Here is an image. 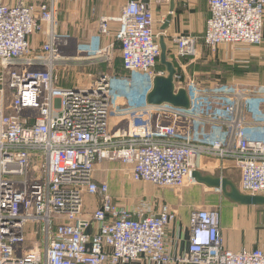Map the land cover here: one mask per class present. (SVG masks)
Returning <instances> with one entry per match:
<instances>
[{
  "label": "built area",
  "instance_id": "obj_1",
  "mask_svg": "<svg viewBox=\"0 0 264 264\" xmlns=\"http://www.w3.org/2000/svg\"><path fill=\"white\" fill-rule=\"evenodd\" d=\"M156 1L168 0H128L119 15L99 23L100 34L113 37L106 54L119 42L124 70L150 80L167 74L158 68ZM208 6L202 38H174L175 83L191 101L182 108L124 95L106 73L89 85H61L58 68L78 35L63 18L59 31L56 0H0V264H264L263 247H226L216 208L191 212L188 251L172 256L166 235L176 212L168 204L157 211L129 207L96 178L100 161L118 160L134 181L180 188L206 155L233 161L239 189L264 196V116L247 114L254 102L264 103V84L202 88L185 75L184 63L197 55L200 40L214 51L262 45L264 0H208ZM72 13L80 9L62 10ZM39 34L45 40L38 45ZM87 196L96 199L92 209Z\"/></svg>",
  "mask_w": 264,
  "mask_h": 264
},
{
  "label": "crops",
  "instance_id": "obj_2",
  "mask_svg": "<svg viewBox=\"0 0 264 264\" xmlns=\"http://www.w3.org/2000/svg\"><path fill=\"white\" fill-rule=\"evenodd\" d=\"M16 2V0H10ZM29 3H39L44 0H27ZM128 0H61L67 2L69 6L80 9V15L62 16L63 24L69 28L74 35H80L82 39L91 36L98 31L99 21L102 16H117L121 13L122 7ZM66 4V3H65ZM70 8V7H69ZM157 24L161 29L160 35H165L168 45V57L173 59V48L175 46L174 38L182 34H192L202 38L207 19L210 16L208 0H175V10L172 13V19L166 30H162V24L170 10V0L154 2ZM73 17V19H72ZM116 21H111V28L116 31L118 28ZM159 35V37H160ZM200 38V39H201ZM45 40V35L39 34L33 37L34 43L38 45ZM203 40L199 41L198 49L201 53L206 50ZM206 54V53H205ZM216 59L224 64L230 75L226 77L227 82L232 81H247L244 84H260L264 83V48L260 46H236L230 44L220 45L215 53ZM178 67V62L173 61ZM185 65H190V62L184 61ZM188 65H187V64ZM246 63H251L246 64ZM250 65L252 73L247 77H240L239 69ZM185 66V67H186ZM165 68V67H164ZM238 69V70H237ZM92 78V77H89ZM94 80L87 83L72 82L65 86H85L89 85ZM253 82V83H248ZM264 106V105H263ZM122 167L119 172L118 167ZM118 163L114 171L116 175L102 174L100 169H97L96 178L98 180H109L110 192L112 196L126 204L129 207H136L131 200L130 194H133L128 186L134 181L131 178L130 172L123 163ZM196 169L203 174L213 176H222L231 179L237 187L240 185V180L237 182L234 175L241 171L236 167L235 163L230 160H221L218 158L200 155L197 157ZM100 170V171H99ZM135 182V181H134ZM133 183V182H132ZM149 193H136L137 206H144L147 209L157 211L161 204H168L177 214L176 219L167 227L166 242L169 252L172 256L183 255L188 251L191 238L190 215L195 209L216 208L219 206L221 212V226L224 237V243L227 248L234 251L242 249H253L255 247L264 248V216L260 211V207L264 205H245L235 202L224 195L222 190L217 187L209 186L204 182L198 181L193 176L187 178L185 184L180 188L169 187L161 190H156ZM150 203L151 207L146 206L144 200ZM87 205L92 209L96 203L95 197L87 196ZM259 208V209H258ZM151 264V263H147ZM171 264H192V263H171Z\"/></svg>",
  "mask_w": 264,
  "mask_h": 264
},
{
  "label": "rangeland",
  "instance_id": "obj_3",
  "mask_svg": "<svg viewBox=\"0 0 264 264\" xmlns=\"http://www.w3.org/2000/svg\"><path fill=\"white\" fill-rule=\"evenodd\" d=\"M14 3L17 5H23L29 2L27 0H16V2ZM65 3L63 5L61 0H56V4L58 7V14H59V31L61 33H63L62 32L63 25L61 24L62 10L64 9V11H67L69 7L73 8V6H69L67 2ZM158 24H156V31L163 32L159 28ZM64 31L67 30L65 29ZM76 40L78 42L77 46L65 53V57L60 63V66L58 68L57 75L61 85L64 86L69 85L72 82H76V83L80 82L82 84L87 83L91 81V79L95 80L101 74L106 73L111 77H115L117 82H114V85L118 87L120 93L124 95H134V97L138 96L143 100L146 99L147 94L152 88V82H151L152 80H150V78L146 76V74L144 73H140V74L131 73L123 69L121 47L119 42H115L113 46L111 45L109 47L110 53L106 54V52L104 51V47L106 45H110L113 42V37L105 38L102 34H100L99 26H98V31L96 33L91 34V36L84 39H82V37L79 35L78 38H76ZM260 48L261 49L264 48V43L260 45ZM205 49L206 50L202 51L201 53L199 52L198 49V53L196 56L191 58H186V61L187 62L189 61L190 65L186 63L188 66L185 67V75L194 79L202 88H211V86L216 83H218L219 86L229 87L230 83L244 84L243 82L247 83V81H249V80H245V81L227 82L226 77H228L230 75V72L232 71H228L226 66L222 64L218 59H216L215 56H213L216 55L215 53L217 52V49L215 51L211 50L208 47H205ZM108 57H110V60H108ZM170 60L173 61L174 59H170ZM246 64L252 65L251 63H246ZM250 65L240 68L239 69L240 75L238 76L247 77L249 73H252V68H250ZM158 68H164V65L160 62V58L158 62ZM248 83H253V82H248ZM260 84H264V83H260ZM251 85H256V84H251ZM124 102L125 101L119 102L115 104L114 107L123 106ZM263 105L264 103L262 104L259 102H254L251 105V111H248L247 114L250 117L264 116ZM117 120L118 118L114 116L111 120L112 125L116 123ZM118 163L121 164V162L118 160L115 161L103 160L98 163L97 167L101 170L99 171L102 174L105 175L107 172V175L109 174L115 176L116 173L118 172L114 171L115 166L113 167V165L115 164L117 165ZM122 167H124L122 166V164L121 167H118L119 172L120 171L122 172L121 170ZM234 178L238 182L241 179V174L237 172L234 175ZM107 181L109 182V180ZM132 182H130L128 188L133 194H130L131 198L126 199V201L127 202H129L130 200L131 202L133 201L134 206H137V202H138L137 199L135 198L136 193L139 195L140 192L153 194L152 192L156 190H161L171 187V186H157L149 182H137V181L135 182L132 181ZM144 203H147L146 206L151 207L150 206L151 204L150 203L148 204V201L146 199L144 200ZM257 207H260L259 212H261L262 215L264 216V207L262 206H257ZM216 209L219 210V206L216 207Z\"/></svg>",
  "mask_w": 264,
  "mask_h": 264
},
{
  "label": "water",
  "instance_id": "obj_4",
  "mask_svg": "<svg viewBox=\"0 0 264 264\" xmlns=\"http://www.w3.org/2000/svg\"><path fill=\"white\" fill-rule=\"evenodd\" d=\"M174 10L175 0H170V10L166 20L162 24V30H166L169 26ZM159 44L161 47L160 62L166 68L167 74H156L153 77L152 88L147 94V101L152 105L169 103L176 107L189 108L191 101L187 89L183 86H177L175 83V75L177 74L178 69L175 63L168 57V45L165 35H160ZM192 176L200 182L219 188L225 196L235 202L245 205H264L263 195L244 193L227 177L203 174L197 169L193 170Z\"/></svg>",
  "mask_w": 264,
  "mask_h": 264
},
{
  "label": "trees",
  "instance_id": "obj_5",
  "mask_svg": "<svg viewBox=\"0 0 264 264\" xmlns=\"http://www.w3.org/2000/svg\"><path fill=\"white\" fill-rule=\"evenodd\" d=\"M124 69V68H123Z\"/></svg>",
  "mask_w": 264,
  "mask_h": 264
}]
</instances>
